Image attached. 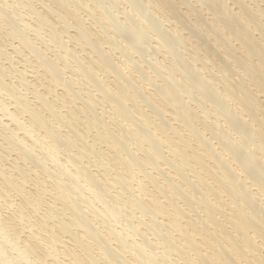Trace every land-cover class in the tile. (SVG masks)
Segmentation results:
<instances>
[{
	"label": "bare ground",
	"instance_id": "obj_1",
	"mask_svg": "<svg viewBox=\"0 0 264 264\" xmlns=\"http://www.w3.org/2000/svg\"><path fill=\"white\" fill-rule=\"evenodd\" d=\"M1 95L0 264H264V0H0Z\"/></svg>",
	"mask_w": 264,
	"mask_h": 264
},
{
	"label": "rangeland",
	"instance_id": "obj_2",
	"mask_svg": "<svg viewBox=\"0 0 264 264\" xmlns=\"http://www.w3.org/2000/svg\"><path fill=\"white\" fill-rule=\"evenodd\" d=\"M119 7H120L119 9H120V11H121V10H122L121 8H122L123 6L120 5ZM117 8H118V7H117ZM117 8H116V9H117ZM26 18H27V17H26ZM24 21H26V20H24ZM27 21H28V18H27ZM27 21H26V22H27ZM16 22H21V23H18V24H20V26H22V25H21V24L23 23L22 21H20V20L18 21V20H17ZM30 33H31V31H30ZM32 33L34 34V32H32ZM32 33L30 34L31 36H33ZM112 33H113V32H112ZM159 57H161V56H159ZM9 77H10V79H9ZM12 77H13V78H12ZM14 78H16L14 74H12L11 76H8V77H7V79H8L9 81H11V80L14 79ZM14 80H15V79H14ZM6 98H7V97H6L5 95H1L0 100L6 102ZM99 107H101V106H99ZM99 111H101V110H99ZM0 117H2V111L0 112ZM5 122H8V120H5ZM0 129H1V131H3V130L5 131V130H6V129L1 128V127H0ZM4 131H3V133H4ZM9 131H10V130H6V131H5L6 133H4V135H6V136H7L8 134L10 135V133H12V132H11V131L9 132ZM8 132H9V133H8ZM7 133H8V134H7ZM9 135H8V136H9ZM38 144H39V145L36 147L37 149H38V147H40V145H41L40 142H39ZM44 144L46 145L47 142L44 143ZM41 146H42V145H41ZM62 149H63V152H62V150L60 149L61 151H59V154H60V156H62L63 159H64V158H66V156H65V155H66V152H65L66 149H64V148H62ZM73 150H74V149H73ZM44 151H45V150H44ZM44 151H43V153H41V154H39V153H36V154L40 155V157H43V156H45V155L47 154V156L50 157V155H48V153H47V152L45 153ZM62 153H63V154H62ZM42 154H43V155H42ZM63 155H64V156H63ZM47 159H48V158H47ZM43 160H45V159L43 158ZM43 160H42V161H43ZM47 161H49L50 163L53 162L52 159L47 160ZM43 162H44V161H43ZM49 162H48V163H49ZM38 168H39V167H38ZM40 168H41V167H40ZM93 168H94V167H92V169H93ZM51 170H53V169H51ZM32 182H34V181H32ZM72 192H73V191H72ZM86 192H87V193H86ZM85 194H86V195H89V192H88V191H85ZM77 196H78V195H77ZM80 197H81V196H80ZM80 197H78V198H80ZM102 203H103V202L97 200V201H96V204H95L96 209H95V208L91 209L92 207L90 208V207H88V205H87V206L85 205V206L83 207V209L86 210L87 208H89V209H87V210H88V213H90L89 215H91V217L93 218V215H98V214H96L97 212L99 213V212L105 210V207H104L105 205H103ZM93 207H94V206H93ZM97 207H98V208H97ZM99 207H100V208H99ZM92 210H93V211H92ZM94 210H96V211H94ZM97 210H98V211H97ZM105 211L107 212V210H105ZM92 212H93V213H92ZM94 213H95V214H94ZM99 214H100V213H99ZM110 215H111V214H109L108 216H109L110 219L112 220L113 216L111 217ZM121 215H122V214H121ZM98 217H100V215H98L97 218H98ZM101 218H102V220H103V217H102V216L100 217V219H99V218H98V219L101 220ZM113 219H114V218H113ZM111 220L108 221V222L106 223V225H105V226H106V229L109 228V224H110V226L112 227V224L109 223V222L114 223V221H111ZM114 224H115V223H114ZM107 226H108V227H107ZM111 227H110V228H111ZM116 227H118V226H116ZM117 229L120 230V228H117ZM121 231H122V230H121ZM0 233H1V232H0ZM1 236H2V235H1ZM137 238H139V237H137ZM129 243H132V240H130ZM15 253H17V255H19L18 252H15ZM15 256H16V255H15ZM19 258L21 259L22 257H20V255H19ZM22 259H23V258H22ZM22 259H21L22 262H26V261H23Z\"/></svg>",
	"mask_w": 264,
	"mask_h": 264
}]
</instances>
